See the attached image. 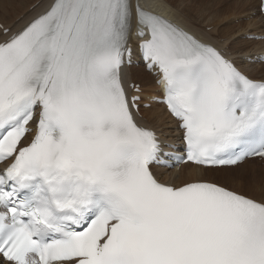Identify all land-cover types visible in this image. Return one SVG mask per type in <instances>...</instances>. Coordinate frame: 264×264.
I'll return each mask as SVG.
<instances>
[{
	"label": "snow or ice",
	"instance_id": "6c2138e0",
	"mask_svg": "<svg viewBox=\"0 0 264 264\" xmlns=\"http://www.w3.org/2000/svg\"><path fill=\"white\" fill-rule=\"evenodd\" d=\"M135 49L184 155L137 118L124 84ZM257 157L264 79L148 0H51L20 31L0 26V264H264V195L153 171Z\"/></svg>",
	"mask_w": 264,
	"mask_h": 264
},
{
	"label": "bare ground",
	"instance_id": "6f19581e",
	"mask_svg": "<svg viewBox=\"0 0 264 264\" xmlns=\"http://www.w3.org/2000/svg\"><path fill=\"white\" fill-rule=\"evenodd\" d=\"M194 1L196 2V4L194 3V10H192V6L190 8L187 7L186 4L188 1L184 3V8L185 5L188 8H186V11L183 7L180 8L178 5L176 6L174 4V0H148V3L150 4L151 11L165 17L168 20H171L173 23L179 24L182 28H184L190 34L195 35L203 42L210 43L218 47L219 49L224 50L225 53L228 54V56L236 59L238 64L242 66L244 70L253 78L258 80L264 79V65H251L248 64L247 61L245 62L242 59V56L245 54L250 55L256 53L258 50L263 49L264 43H260L258 41L240 40V37L245 34H257L264 30V20L261 18L259 13L260 1L201 0V6L199 3V6H196L198 0ZM18 2L19 0H0V8L5 12L6 10L11 9L13 11V19L15 20L22 14V9H24L21 5L17 4ZM50 2L51 0H42V2L39 4L42 5L37 10H35L34 12L32 11L33 13L25 14V16L20 19V22H18V24L20 23L18 27L24 26L25 22L45 9ZM178 2H180V0ZM5 12L0 16H4ZM189 12L194 13V16L192 15L193 17L196 18L197 16L199 19H203L197 21L193 17H189L191 16ZM207 12L213 14V18H211L212 20H208L210 23H206L205 20V15ZM184 13H186L185 16H183ZM253 13H256V18L252 17L249 23L246 22L247 24H244V19L250 18ZM0 19L3 20H0V23L8 27L10 26V22L7 21L5 17H0ZM236 20L238 21L235 24L234 22ZM197 22L206 24V28L209 26H213L214 31H204L202 27L198 26L199 24ZM18 24H14L12 27L18 28L16 27ZM195 24L197 26H195ZM221 39H223V42H221ZM135 80L137 83H140L144 87V91H146V93L143 94L144 97H147L148 94L154 93L159 89V87L156 85V79L152 78L148 73H146L144 68H126L124 71V83L126 85H129ZM144 113V119L141 120L139 118L141 124L145 127L155 129L159 133L162 141L166 142L177 139V136H179L177 123L170 118L164 107L160 106L157 103H154L152 105V109L145 110ZM249 163L252 162L246 161L238 167L219 170L216 172H210L209 170L204 168H197L196 166L191 164L183 166L179 171H164L162 169H156V172L162 182L173 183L176 185H183L186 182H194L198 180H208L211 182H215L214 179L231 180L234 176L236 179L245 182L253 179L255 172H257L254 169H248ZM236 170L238 171V173L234 172ZM255 186L258 187L259 184H255Z\"/></svg>",
	"mask_w": 264,
	"mask_h": 264
},
{
	"label": "rangeland",
	"instance_id": "374dc122",
	"mask_svg": "<svg viewBox=\"0 0 264 264\" xmlns=\"http://www.w3.org/2000/svg\"><path fill=\"white\" fill-rule=\"evenodd\" d=\"M33 1V2H32ZM40 0H37V2H39ZM170 1V0H169ZM179 0H174V4L177 6H179L180 8H184V3H186V1H188L187 2V7L188 8H190L191 6H192V10H194V6H195V4H196V2L194 1V0H180V2H178ZM193 1V2H192ZM37 2H34V0H31V2H27V0H26V6L28 7L29 5H30V3H32V5H31V7H29L28 9H26V12H32V11H34L35 9H33L32 10V8L37 4ZM189 2H190V4H189ZM201 0H198L197 1V5L196 6H199L198 5V3L200 4V6H201ZM195 3V4H194ZM180 4V5H179ZM186 5H185V11H186ZM189 5V6H188ZM38 8V7H37ZM187 8V9H188ZM188 11V10H187ZM0 13H2V11H0ZM7 13H9V12H5V14H4V16L7 18V20H9V22H10V20H11V16H9ZM190 13V15L191 16H189V17H193L194 16V13H191V12H189ZM208 13V12H207ZM206 13V15H205V20H206V23L207 22H209L210 20H212L211 18H213L212 17V13H208L207 14ZM185 14L186 13H184L183 14V16H185ZM1 15V14H0ZM193 15V16H192ZM196 15V14H195ZM208 15H210V16H208ZM4 16H0V17H4ZM208 16V17H207ZM255 16V17H254ZM252 17L253 18H256V15H255V13H253V15H251V17L250 18H248V19H244V24H247V23H249V21H250V19H252ZM5 18V19H6ZM194 19H196L197 21H199V20H201V19H203V18H198L197 16H196V18L195 17H193ZM208 18V19H207ZM1 21H3L2 19H0ZM204 20V21H205ZM209 20V21H208ZM237 21L238 20H236L234 23L236 24L237 23ZM247 22V23H246ZM198 23V22H197ZM210 23V22H209ZM16 24H18V23H16ZM199 25V27H202L203 29H204V31H206V32H212V31H214V27L213 26H209V27H207L206 28V24H202V23H198ZM195 26H197L196 24H195ZM246 37V36H245ZM244 37V35L243 36H241L240 37V40H245L246 38ZM222 40V41H221ZM220 41L221 42H223V39H221ZM248 40V39H247ZM136 68H139V67H136ZM152 77V76H151ZM153 78V77H152ZM134 79H136V78H134ZM135 82H136V80H135ZM148 109H152V108H148ZM148 109H146V110H148ZM145 112V110L143 111V114H145L144 113ZM142 114V115H143ZM173 129V128H172ZM248 169L249 170H252V169H254V170H256L257 172H255V174H254V177H253V179H251V180H249V181H245V182H243V181H241V180H239V179H236L235 178V176L234 177H232V179L231 180H221V179H214V181L216 182V183H219V184H222V185H224V186H226V187H228V188H230V189H234V190H236V191H241V193H245V194H247V195H251V196H254V197H256V198H260L261 196H262V194L264 195V162H258V161H255V162H252V163H249V165H248ZM260 171H262V172H260ZM235 173H238V171L236 170V171H234ZM255 184H259V186L258 187H256L255 186ZM232 187V188H231ZM257 189V190H256ZM261 190V191H260ZM261 192V193H260Z\"/></svg>",
	"mask_w": 264,
	"mask_h": 264
}]
</instances>
